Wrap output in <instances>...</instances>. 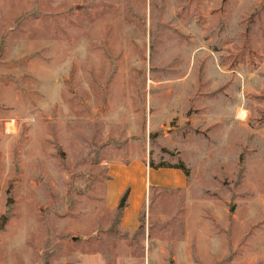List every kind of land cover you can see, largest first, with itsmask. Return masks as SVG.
Returning a JSON list of instances; mask_svg holds the SVG:
<instances>
[{
  "label": "rangeland",
  "instance_id": "374dc122",
  "mask_svg": "<svg viewBox=\"0 0 264 264\" xmlns=\"http://www.w3.org/2000/svg\"><path fill=\"white\" fill-rule=\"evenodd\" d=\"M132 158L194 190L148 264H264V0H0V264H147L103 200Z\"/></svg>",
  "mask_w": 264,
  "mask_h": 264
},
{
  "label": "crops",
  "instance_id": "0c3cea01",
  "mask_svg": "<svg viewBox=\"0 0 264 264\" xmlns=\"http://www.w3.org/2000/svg\"><path fill=\"white\" fill-rule=\"evenodd\" d=\"M126 191H128L127 205L118 215L115 227L125 235L136 233L141 224L143 231L146 227L148 231L146 240H144L146 247L143 252L148 264L149 259H157L163 253L161 245L150 238L151 228L153 229L165 220V214L155 206L159 199H156L155 205L152 206V193L154 191L156 193L158 191V194L170 192L179 200L183 198L191 205L194 201V190L190 187L188 175L180 169L151 168L140 158H132L127 162L107 163L103 200L108 212L117 213L119 200ZM152 216L158 217L154 219L153 227L151 226Z\"/></svg>",
  "mask_w": 264,
  "mask_h": 264
},
{
  "label": "trees",
  "instance_id": "16d2710c",
  "mask_svg": "<svg viewBox=\"0 0 264 264\" xmlns=\"http://www.w3.org/2000/svg\"><path fill=\"white\" fill-rule=\"evenodd\" d=\"M151 168H176V169H180L182 170L186 175H187V171L185 170V168L182 165H178V166H166V165H159V166H153L150 165ZM127 198H128V191L124 192L123 195L121 196L118 206H117V214L119 215L122 210L125 208V206L127 205ZM5 221L3 219V221H1L0 223V230L2 229V227L4 226ZM142 231L143 230V225L141 224L140 227L138 228V231Z\"/></svg>",
  "mask_w": 264,
  "mask_h": 264
}]
</instances>
